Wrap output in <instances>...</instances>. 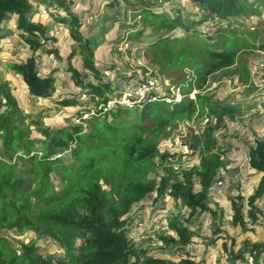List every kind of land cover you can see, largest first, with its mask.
I'll return each instance as SVG.
<instances>
[{
  "label": "trees",
  "instance_id": "trees-1",
  "mask_svg": "<svg viewBox=\"0 0 264 264\" xmlns=\"http://www.w3.org/2000/svg\"><path fill=\"white\" fill-rule=\"evenodd\" d=\"M122 1L128 7H139L148 35L156 37L150 44L158 50L153 58L161 65L158 71L188 69L199 78L195 100L190 97L194 87L177 82L173 86L181 96L179 101H175V93H152L141 104L116 106L105 112L107 102L119 98L121 90L118 92L115 82L107 78V71L113 68L106 66L110 58L97 52L96 59L98 47L85 36L73 1L0 0V40L18 33L28 48L24 60L8 64L21 77L28 94L40 99L52 97L55 75L62 68L40 69L37 54L53 55L65 62L63 73L69 76L63 79L70 80L75 88L70 97L57 100L58 104L77 106L80 111L83 106L78 99L83 94L90 99L84 111L93 108L97 113L85 120V128H52L41 126L37 120L24 123L27 116L12 92L13 82H0V264H175L145 256V250H138L128 239L130 213L149 196H155L156 202L163 196L173 198L190 211L191 218L209 217L214 231L204 238L208 248L223 238L236 242L224 230V223H217L219 220L228 221L230 228L242 234L255 231L263 223L259 218L264 217V210L259 202L264 197V138L256 140L248 151L250 168L260 176L258 185L249 196L240 189L230 196L231 211L221 212L217 219L218 208L211 206L209 193L219 170L226 171V166L212 149L213 130L224 120L235 121L239 110L200 91L213 76L224 78L231 73L242 52H264V0H184L182 5L176 4L178 0ZM163 1L171 6L165 8ZM39 4L45 6L43 11L54 24L66 25L80 46L77 54L71 52L64 58L53 48L59 38L49 32L46 22L37 20L42 17ZM191 13L192 20L184 17ZM208 22H216L214 28L201 30L200 26ZM10 24L15 30L7 28ZM143 32H132L127 40H137ZM195 117H207L211 123L202 135L191 136L192 143L185 141L189 150L200 153L199 165L189 170L171 165L159 168L155 159L165 161L170 154H161L157 140ZM39 145L40 150H34ZM159 171L162 176L158 181L154 176ZM169 229L174 236L160 238L167 246L179 243L184 249L197 237L191 228L177 222ZM6 230L48 232L62 245L65 257L52 262L37 254L34 245L25 243L17 251L4 236ZM78 241L82 243L78 245ZM229 253V264H264V239H246L238 251ZM180 264L196 262L183 259Z\"/></svg>",
  "mask_w": 264,
  "mask_h": 264
},
{
  "label": "rangeland",
  "instance_id": "rangeland-1",
  "mask_svg": "<svg viewBox=\"0 0 264 264\" xmlns=\"http://www.w3.org/2000/svg\"><path fill=\"white\" fill-rule=\"evenodd\" d=\"M72 1L73 10L76 11L82 19L81 26L85 36H88L92 44L98 47L97 52H100L101 49L104 53V57L110 58L109 60L111 62L106 66H112L113 68L111 67L112 69H109L110 71L106 70L107 78L115 82L118 92L121 90V96H130L136 82L142 78H146L153 82L152 93L159 94L160 96H167L175 93L176 99L179 94L177 93L178 91H176L177 89H174L175 87L173 85L177 84V82L190 84L194 87L190 97L195 100L196 95L199 93V91L196 90L199 78L195 77L192 72L188 69H173L165 73L158 71L161 65L153 61L154 55L158 50L151 48L150 44L156 37L148 35L149 30L145 29L143 26L139 15V7H137V5H135V8L134 6L128 7L122 0ZM248 1L253 2L254 0ZM134 2L136 1L134 0ZM184 2V0H178L176 4L182 5ZM161 4L165 8L171 6L169 2L166 3L163 1ZM39 5L38 8L41 10L42 17L39 18L38 16L37 20L46 22L49 26V32H53V34L59 38V40H57L58 42L53 43V48H56L64 58L71 52L77 54L80 46L73 41L66 25L62 23L54 24L49 15L43 11L45 10V6ZM188 5L191 4L188 3ZM51 6L58 9L57 4ZM199 12L201 13V11ZM193 15L192 13L191 15L185 14L184 17L192 20ZM215 24L216 22L212 24L211 22L203 23L200 29L211 31ZM7 28L9 30H15L12 24L8 25ZM140 30H144V32L141 37L139 36V39L130 42L127 40L130 33ZM27 53L28 48L24 41L18 36V33L13 35L9 34L4 39L0 40V82L7 80L13 82L11 85L13 88L12 92L16 95L23 108L24 114L27 116L24 123H28L30 120H37L41 126L52 128L71 127L75 125H81L85 128L87 123L80 119V115L82 111L86 110L85 107L90 102L88 96L79 94L78 100L83 106L80 111L77 110V106L63 107L57 102V100L61 98L71 96L68 88H66L67 94L65 96L59 94L62 85L61 77L64 75L63 69L65 67V62L57 59L53 55L47 56L44 53H41V55L37 54L39 61L38 66L40 69L45 65L48 70L54 67L62 68V70L55 75L56 78L52 97L48 99L35 98L28 94L21 77L8 67V64L13 60H24ZM77 58H79V56H77ZM239 58V64L231 73H227L224 78L220 75L213 76L209 79L208 84L200 93L205 96L214 97L215 101H218V99H225L223 105L236 102L235 106L239 110L236 117H239L240 121H243L247 116H254L255 119H258L264 115V52L260 50L244 51L240 54ZM245 70L248 76L246 80L244 79L246 75ZM117 84H119V86ZM242 89L247 90L248 96H240L246 92L245 90V92L242 93ZM239 102H244V106ZM213 120L212 125L215 126L217 121L215 118H213ZM210 125L211 123L208 121L207 117L199 119L195 117L189 122H183L176 128L174 127L173 131H171L172 133L170 132L171 134L168 137L158 139L156 143L161 150V154L163 152L170 154V156L166 157L165 161H163L161 157L155 159L159 168L161 165H171L174 168L189 170L193 165L198 166V160L193 158L194 155L192 151L185 146V141L191 142L192 135H202ZM224 128V124L220 123L219 128L215 131L213 130V134L216 133L215 137L220 143H222V138L227 137L225 135V137L222 136L221 132L224 133ZM239 129H241V127H239ZM35 135H38V133H35ZM228 136L233 137V134ZM1 143L0 140V146ZM40 148L41 146L39 145L34 150L39 151ZM14 157L18 159L17 156ZM221 160H224V157H221ZM225 163H227V161H225ZM19 165L24 167V163L20 160ZM226 165H228V163ZM159 176H162L161 171L154 177L159 181ZM220 176L222 178V173H220ZM230 177L234 180L232 184L233 187L236 188L240 183V173L233 172L230 174ZM59 180L60 177H58V181ZM223 183L221 185L217 184V187L223 186L222 188H225V184ZM254 183L256 184L257 182ZM222 191L223 190H218L217 193H214L217 194L215 197L216 199L221 196V200H218V202H214L215 199L210 198L211 206L213 208H218L219 216L217 219L220 218L221 212L231 208V202L225 200V194H221ZM259 205L264 210V197L259 202ZM130 218V224L127 225L126 232L131 243L135 245L138 250H145V256H154L175 264H180L183 259H189L196 262V264H229V252H231V250L234 252L238 251L246 239L250 241L264 239V217L259 218L261 220L260 222H263L262 225L255 231L245 234H242L241 230L230 228L228 221L219 220L217 223H224V230L229 236L234 237L236 242L232 243L231 238H223L208 248L204 238L213 235L212 231H214V228H211V225L208 223L209 217L206 216L201 220L199 216L191 218L189 210L175 202L173 198L167 196L161 197L157 202L155 201V196H149L133 207ZM215 221L216 219L213 220V222ZM172 222L187 226L197 234V237L187 248L182 249L183 247H181L179 243L167 246L160 239L163 235L174 236V233L169 229ZM3 234L9 239V242L17 251H20L22 248L21 244L25 243L34 245L37 254L44 259H51L52 262H56L65 257V251L62 245L55 239L54 235L48 232L38 233L35 230H6ZM81 243V241H78V245ZM178 250H181L180 253ZM236 264L241 263L237 262Z\"/></svg>",
  "mask_w": 264,
  "mask_h": 264
},
{
  "label": "crops",
  "instance_id": "crops-1",
  "mask_svg": "<svg viewBox=\"0 0 264 264\" xmlns=\"http://www.w3.org/2000/svg\"><path fill=\"white\" fill-rule=\"evenodd\" d=\"M101 52L103 53V51H101L100 49L99 53ZM96 59H97V51H96ZM75 62L79 63L80 61H75ZM41 69L47 70L45 65H43ZM67 76L69 75L64 74L61 77L62 85H63V86L61 85V88L65 86L63 89L60 88L59 91V94L62 96H65L67 94L66 88H68L70 93H72L73 90L75 91L73 83L68 79H66L67 81L63 79V77L66 78ZM245 90L246 89H242V93L245 92ZM240 96H248L247 90L245 94H241ZM241 103L244 106V102ZM228 104L236 105V102H231ZM222 124H224L225 126L224 133L221 132L222 136L223 137L227 136V137L222 138V143H220V141L215 137L216 133L213 134L214 136L212 138L214 140V143L212 149L215 153H219L221 157H224V160L227 161L228 165H226L227 163H225V161L223 160L226 166V171L219 170V174L213 182L214 185H212L211 187L209 193V200L210 198H214L215 199L214 202H218V200H221L220 199L221 196L218 197L217 199L215 198L217 194L214 193H217L218 190H223L221 194L222 193L225 194L226 201L229 200L230 196L237 194L239 189L244 196H249L253 193L260 179L259 174L250 168L248 151H249V147L252 146L256 140L264 138V115L263 117L261 116L258 119H255L254 116H250V117L247 116V118H245L243 121H240L239 117H236L235 121L224 120ZM239 127H241V129H239ZM231 134H233V137L228 136ZM192 154L194 155L193 158L197 159L198 162L200 163V153H193L192 151ZM233 172L240 173V177H239L240 183L236 188H234L232 185L234 181L231 178L232 176L230 177V174ZM220 173H222V178L220 176ZM219 182L225 184V188H222L223 186L217 187V184ZM254 182L257 183L255 184ZM230 211L231 208H228L225 212L229 213Z\"/></svg>",
  "mask_w": 264,
  "mask_h": 264
},
{
  "label": "built area",
  "instance_id": "built-area-1",
  "mask_svg": "<svg viewBox=\"0 0 264 264\" xmlns=\"http://www.w3.org/2000/svg\"><path fill=\"white\" fill-rule=\"evenodd\" d=\"M153 92V82L150 80H146L143 82H137L134 86L130 96H122L119 98L111 99L107 102L104 111H108L116 106H134L137 104H141L148 100L151 97ZM96 115L94 110H91L90 113L82 112V116L80 119L83 121L84 119H88L90 116ZM222 183L219 182L218 185Z\"/></svg>",
  "mask_w": 264,
  "mask_h": 264
},
{
  "label": "clouds",
  "instance_id": "clouds-1",
  "mask_svg": "<svg viewBox=\"0 0 264 264\" xmlns=\"http://www.w3.org/2000/svg\"><path fill=\"white\" fill-rule=\"evenodd\" d=\"M178 95V94H177ZM176 95V96H177ZM123 96V95H122ZM122 96H120V97H122ZM181 99V96H180V94H179V96L177 97V99H176V97H175V101H179ZM168 101H170V100H168ZM91 110H94L93 108H90L88 111H82V112H87V113H90L91 112ZM95 111V110H94ZM96 112V111H95ZM80 116H82V113H81V115ZM93 116H97V113H96V115H93ZM92 116H90L89 118H91ZM88 118V119H89ZM85 120H87V119H84V121Z\"/></svg>",
  "mask_w": 264,
  "mask_h": 264
}]
</instances>
